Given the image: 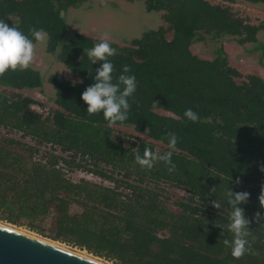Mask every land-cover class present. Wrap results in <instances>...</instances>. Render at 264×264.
I'll use <instances>...</instances> for the list:
<instances>
[{
	"label": "trees",
	"instance_id": "obj_1",
	"mask_svg": "<svg viewBox=\"0 0 264 264\" xmlns=\"http://www.w3.org/2000/svg\"><path fill=\"white\" fill-rule=\"evenodd\" d=\"M137 1H144L149 13L164 12L166 26L129 46L108 42L116 49L109 57L113 83L125 65L137 81L136 92L128 98V119L115 125L132 126L148 139L137 138L139 142L126 146L115 138L103 113L87 114L88 106L81 99L101 65L92 64L84 49L101 40L75 32L65 41L70 26L62 14L77 7L79 0H0V18L5 23L25 35L32 28L43 29L49 52L57 53L79 78L76 83L57 75L49 78L57 109L46 118L31 108L33 99L21 95L10 99L0 91V129L22 133L49 147L36 157L40 150L0 135V221L111 264H264V219L254 220L257 212L264 217L258 200L264 186L260 171L264 79L249 75L239 83L243 76L230 65L224 50L213 60L191 51L202 34L235 37L241 45L257 43L264 22L253 25L229 6L207 0ZM241 1L264 6V0ZM42 86L41 73L32 67L0 76V87L12 90ZM189 108L198 113L197 122L185 118ZM170 132L178 137L171 157L174 171L162 161L151 169L136 163L137 151L141 156L145 148L158 153L155 141L167 146L159 154L168 151ZM58 148L75 158L56 155ZM81 158L92 160L96 167L86 171L114 187L71 180L63 166L82 168L76 164ZM163 182L189 192L177 203L180 212H173L162 200L159 184ZM230 188L250 194L239 207L250 221L247 240L256 254L246 253L240 259L233 258L223 243L233 238L227 229L231 208L225 196ZM214 200L221 203L220 209L211 206Z\"/></svg>",
	"mask_w": 264,
	"mask_h": 264
},
{
	"label": "rangeland",
	"instance_id": "obj_2",
	"mask_svg": "<svg viewBox=\"0 0 264 264\" xmlns=\"http://www.w3.org/2000/svg\"><path fill=\"white\" fill-rule=\"evenodd\" d=\"M207 1L214 5L229 6L235 14L248 19L253 25H259L261 22H264V6L261 4L252 5L241 0H234L233 2L223 0ZM62 15L70 26L68 36L65 38L66 42L77 32L98 40H102L107 36L109 43L123 47L129 46L133 40L142 38L150 31L158 30L160 27L166 26L163 19L164 12L149 13L146 10L145 2L137 0H79V5L77 7L70 8ZM170 35L171 34H169L168 37H170ZM48 42V34L44 43L35 42L36 55L30 65V67L41 73L43 86L40 89L17 91L6 87H0V91H5L10 99H14L15 95L33 99L36 103H34L32 107H39L43 111L42 116H44V118L51 116L54 110L57 109L54 102L56 91L49 82V78L52 75H57L61 80L67 82H79V78L68 70L65 64L59 61L58 54L49 52ZM221 50L226 52L230 65L242 74L243 77L238 79L239 83L246 81L249 75L261 76L264 79V33L258 34L257 43H247L244 45L238 43L235 37H217L214 34H202L200 39L196 40L191 46L193 54L206 60L215 59ZM157 112L160 114H167L161 110H157ZM111 128L115 138L124 141L126 146L130 144L129 142H139L137 138L148 140L146 136L138 134L132 126L113 125ZM0 135L14 137L40 150V152L37 153L39 156L36 157H40L45 151H49L47 144L39 145L34 138L29 136L25 137L22 133L0 129ZM153 143L158 153H161L167 148V146L161 142L155 141ZM55 152H57L56 155L68 158V160H71V157L75 158V156L71 154L59 151V148L56 149ZM76 164L81 165L82 168L68 165L63 166L65 168L64 172L71 180L79 182L82 179H86L114 187L112 182L106 181L86 171L88 169H96L92 160L81 158L77 159ZM107 170L113 173L111 167L107 168ZM118 173L119 171L114 172L115 177L121 180L123 177L122 175H118ZM159 185L160 188H162V200L173 212H180L177 203L186 199L189 196V192L185 188H178L172 186L170 183L163 182ZM0 222L8 224L3 221ZM17 228L32 234L34 233L23 227ZM34 234L38 235L37 233ZM38 236L42 237L40 235ZM65 246L72 251H82L78 248Z\"/></svg>",
	"mask_w": 264,
	"mask_h": 264
},
{
	"label": "clouds",
	"instance_id": "obj_3",
	"mask_svg": "<svg viewBox=\"0 0 264 264\" xmlns=\"http://www.w3.org/2000/svg\"><path fill=\"white\" fill-rule=\"evenodd\" d=\"M31 37V38H30ZM47 39V33L43 29H30V35H25L17 27L9 26L4 19L0 18V76L7 71L26 70L32 64L36 55V43H44ZM92 64L101 62L95 72V82L88 86L81 95V99L88 106L87 114L93 115L102 112L104 119L109 127L117 122H124L128 119L130 105L128 98L132 96L137 89V81L134 75H128L130 68L123 66L122 73L118 76L117 82L113 83L114 65L109 60L116 54V49L112 48L105 36L100 42L94 44L90 49H84ZM123 85V89H121ZM186 119L197 122L198 113L192 109H186L184 112ZM178 137L175 133H168V151L163 154L154 153L151 149L145 148L141 156L139 151L135 156V161L142 168L151 169L155 162L162 161L169 166V171L175 170V164L172 162L173 151L176 149ZM264 172V165L260 167ZM235 183L239 185L241 181L236 179ZM225 196L227 203L231 208L229 223L227 229L233 234L232 240L224 239L223 243L231 249V255L235 259H240L246 253L256 254L247 240L249 235V219L245 216V210L239 207L242 203H247L250 194L248 192H234L230 188ZM259 205L264 208V186L261 187L258 196ZM211 206L216 209L221 208L218 200L211 202ZM264 217L260 212L255 213L254 220L259 223Z\"/></svg>",
	"mask_w": 264,
	"mask_h": 264
},
{
	"label": "water",
	"instance_id": "obj_4",
	"mask_svg": "<svg viewBox=\"0 0 264 264\" xmlns=\"http://www.w3.org/2000/svg\"><path fill=\"white\" fill-rule=\"evenodd\" d=\"M0 264H100L0 226Z\"/></svg>",
	"mask_w": 264,
	"mask_h": 264
},
{
	"label": "bare ground",
	"instance_id": "obj_5",
	"mask_svg": "<svg viewBox=\"0 0 264 264\" xmlns=\"http://www.w3.org/2000/svg\"><path fill=\"white\" fill-rule=\"evenodd\" d=\"M0 226L5 227V228H8V229H11V230L16 231V232H19V233H21L23 235H26V236H29L31 238H34V239H37V240L46 242V243L51 244V245H53V246H55L57 248L66 250L68 252H72L74 254H77V255H79L81 257H84V258H87V259H90V260L95 261L97 263H100V264H111V263H108V262H106V261H104V260H102L100 258L94 257L93 255H90V254H88L85 251L84 252L83 251H77V250L72 251L70 248L66 247L65 245H62V244L53 242L51 240H48V239L39 237L38 235H35L34 233L33 234L32 233H29L27 231H24L22 229H19V228L15 227V226H11L10 224H5V223H1L0 222Z\"/></svg>",
	"mask_w": 264,
	"mask_h": 264
},
{
	"label": "built area",
	"instance_id": "obj_6",
	"mask_svg": "<svg viewBox=\"0 0 264 264\" xmlns=\"http://www.w3.org/2000/svg\"><path fill=\"white\" fill-rule=\"evenodd\" d=\"M31 108L33 109V110H35L39 115H43L42 113H43V111L39 108V107H32L31 106ZM44 117V116H43ZM47 117H49V116H47ZM46 118V117H45Z\"/></svg>",
	"mask_w": 264,
	"mask_h": 264
}]
</instances>
